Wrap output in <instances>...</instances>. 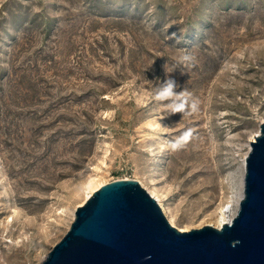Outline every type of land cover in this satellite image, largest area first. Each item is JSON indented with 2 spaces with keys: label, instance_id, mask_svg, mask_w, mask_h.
Wrapping results in <instances>:
<instances>
[{
  "label": "rangeland",
  "instance_id": "rangeland-1",
  "mask_svg": "<svg viewBox=\"0 0 264 264\" xmlns=\"http://www.w3.org/2000/svg\"><path fill=\"white\" fill-rule=\"evenodd\" d=\"M169 78L197 111L154 99ZM261 120L264 0H0V264L38 262L91 177L137 179L199 226Z\"/></svg>",
  "mask_w": 264,
  "mask_h": 264
},
{
  "label": "water",
  "instance_id": "water-1",
  "mask_svg": "<svg viewBox=\"0 0 264 264\" xmlns=\"http://www.w3.org/2000/svg\"><path fill=\"white\" fill-rule=\"evenodd\" d=\"M249 141L229 221L179 229L137 179L100 184L34 264H264V120ZM32 264V263H26Z\"/></svg>",
  "mask_w": 264,
  "mask_h": 264
},
{
  "label": "bare ground",
  "instance_id": "bare-ground-1",
  "mask_svg": "<svg viewBox=\"0 0 264 264\" xmlns=\"http://www.w3.org/2000/svg\"><path fill=\"white\" fill-rule=\"evenodd\" d=\"M258 133H259V127H256L253 131L250 132L248 138L246 139L245 144L249 146V141L253 140L255 136L258 135ZM230 141H232V139ZM237 146H238L237 148L240 149L242 144H237ZM245 154H246V151H244L243 155L240 156L238 174L234 176V178L232 177L230 179V182L228 180L230 192L227 195L226 194L224 195L223 191L218 190V186L216 183H212L209 185L211 192L206 193L207 197L200 198L199 200H197L196 207L202 204L204 208L206 206L204 204L208 201V199L216 198V197L220 199L218 204L216 205L214 212L209 213L206 217H204L203 221L199 225L211 224L215 227H220L223 223L229 221V219L231 218L232 214L234 213L236 209L238 199L240 195L242 194ZM100 184H102L100 182V179L95 178V177L89 178L84 185V189L82 191V194H83L82 201L80 203H82L94 191V189H96ZM148 192L156 199L161 209L163 210L165 215L168 217L170 223L174 224L173 215L172 213H169L170 212L169 209L167 208V206L164 205L162 198L157 192V190L155 188H150V189L148 188ZM219 192H221L220 195H219ZM71 214H73V211L71 212ZM11 220H12V216L6 218V220L2 222L1 224L6 227L10 223ZM178 228L182 229V227L180 226H178ZM6 241H10V239H6ZM17 241H19L18 238L16 239L15 242ZM40 257L41 256H39V258Z\"/></svg>",
  "mask_w": 264,
  "mask_h": 264
},
{
  "label": "clouds",
  "instance_id": "clouds-1",
  "mask_svg": "<svg viewBox=\"0 0 264 264\" xmlns=\"http://www.w3.org/2000/svg\"><path fill=\"white\" fill-rule=\"evenodd\" d=\"M191 59L192 57L186 55L181 58V61L188 62ZM178 87L179 85L174 79H171V78L166 79L163 83H160V86L154 95V99L157 101H161V102H165V101L168 102V108H169L170 114L182 113V116H184V115H189L192 112L197 111L198 102L193 99L191 100L190 112H189L188 102L190 99V94L184 91L177 92L176 89ZM189 136H190V133H185V135L182 137V141H186ZM182 146L183 145L181 141H178L171 145V147L174 150Z\"/></svg>",
  "mask_w": 264,
  "mask_h": 264
}]
</instances>
